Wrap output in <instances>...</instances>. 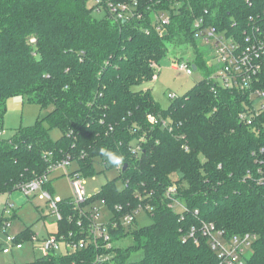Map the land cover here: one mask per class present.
<instances>
[{"label":"trees","instance_id":"16d2710c","mask_svg":"<svg viewBox=\"0 0 264 264\" xmlns=\"http://www.w3.org/2000/svg\"><path fill=\"white\" fill-rule=\"evenodd\" d=\"M138 2L143 18L123 21L113 19L107 9L95 18L87 0H0V131L10 98L52 106L33 125L0 137V194L46 179L50 165L62 160L76 164L74 171H66L68 179L95 175V162L104 170L120 166L118 177L86 203L104 201L109 209L119 206L123 212L149 206L151 221L139 227L134 220L129 228L110 230L115 264H218L210 237L203 235L204 224L214 226L211 234L220 241L256 236L244 264H264V185L259 184L264 176V112L253 125L239 120L246 95L212 87L207 66L212 55L193 29L195 19L202 18L205 26L233 32L264 11V0ZM147 4L152 8L146 9ZM157 11L170 19L162 36L151 26V13ZM166 43L190 46L192 63L203 78L184 95L169 98L162 109L148 89L134 87L152 80L153 64L165 55ZM51 128L61 131L59 139L50 137ZM101 149L121 163L110 162ZM171 186L176 191L168 197ZM42 188L51 194L48 179ZM172 199L184 209L170 208ZM59 208L58 235L75 229L68 221L70 199ZM24 232L32 231L27 227ZM128 237L131 246L117 244ZM138 251L141 257L132 260ZM96 253L88 248L26 264L89 263Z\"/></svg>","mask_w":264,"mask_h":264},{"label":"built area","instance_id":"2783aa9c","mask_svg":"<svg viewBox=\"0 0 264 264\" xmlns=\"http://www.w3.org/2000/svg\"><path fill=\"white\" fill-rule=\"evenodd\" d=\"M94 3L90 8L94 11L101 10L103 12L104 9H107L115 20L124 21L132 17L143 18V14L139 11L138 0H131L130 2L94 0ZM151 8L152 6L147 4L146 9ZM151 14L152 29L160 36L164 35L170 22L168 15L158 11ZM193 29L202 45L212 55L211 60L207 63V66L212 69L208 77L212 87L243 92L248 102L245 103V110L239 113V120L248 125H253L255 119L264 112V11L256 14L255 17H249L246 25L238 26L233 32L214 26H205L202 18L195 19ZM144 30L147 33L150 31L148 27ZM192 62L175 63L172 65V69L185 75H192L193 71L196 70V68L193 69L194 64ZM153 67L156 69L157 65L153 64ZM154 79H156L155 75ZM175 97L172 95L170 98ZM3 133L0 131V137L3 136ZM68 166V160H62L56 165H50L49 169L52 170L56 167L66 169ZM119 168L120 166L117 169ZM260 172L262 171L260 170ZM81 179L69 178L72 189V196L69 199L73 204V213L68 217V221L75 223V229L64 231L59 235L48 234L42 239H39L33 231L27 235L25 230L18 235L11 236L8 234L10 219L4 218L0 224V231L5 233V244L1 247L2 253L9 254L13 250H22L25 243L32 245L33 252H40L41 257L54 254L65 255L94 248L97 253L89 263L88 260L83 259L77 264H115L116 260L112 250L116 244L110 241V230L117 232L121 228H129L128 226L132 225L140 211L148 215L151 208L139 206L135 210L123 212L124 210L119 206H115L114 210L109 209L104 201L89 205L86 203L89 196L86 195L82 187ZM46 181L47 177L46 179L32 180L21 185L18 191L25 197L32 193H38L40 198L46 199L49 203L56 221L62 220L63 216L59 203L64 199L57 196L53 198L49 192L43 190L42 185ZM259 184L264 185V176L260 178ZM175 191L176 188L171 186L167 189L166 195L171 197ZM169 207L184 209L174 199H172ZM8 208L11 210V206ZM6 213L10 214V211L7 209ZM192 231L194 230L192 229ZM212 231H214L212 224L203 225V235L210 237L211 248L217 252L218 264H244V252L246 249H250L256 236L245 234L222 240L223 233L217 231L216 235L222 240L220 241L211 234Z\"/></svg>","mask_w":264,"mask_h":264},{"label":"rangeland","instance_id":"374dc122","mask_svg":"<svg viewBox=\"0 0 264 264\" xmlns=\"http://www.w3.org/2000/svg\"><path fill=\"white\" fill-rule=\"evenodd\" d=\"M94 4V0L87 1L88 7H92ZM92 14L95 18L99 19L104 15V12L95 10ZM166 48L165 55L157 64L156 79L153 76L151 81L134 87V90L148 89L152 97L159 102L162 109L168 107L170 103L169 98L172 95H184L196 82L203 78V73L200 70L193 71L192 75H185L172 69V65L175 63H191L193 61L194 55L190 46L166 43ZM6 106L7 111L2 128L4 132L2 137L6 139L12 135L14 129L19 128V126L33 125L37 118L41 119L52 110L51 105L41 108L38 105L26 103L21 97L8 99ZM49 135L53 140H57L61 137V131L58 128H51ZM75 169L76 164L72 162L66 169L56 167L47 175V179L52 187L51 195L53 198L57 196L61 199H67L72 196V189L66 176V171L72 172ZM95 170V175L81 179L82 187L87 196L97 193L107 181L113 180L119 175L117 168L104 170L100 162H95ZM116 185L119 189L123 187L121 181H117ZM10 206L11 210L8 208ZM7 209L10 211V214L6 213ZM175 211L180 212L181 208L176 207ZM14 213L16 217L11 218ZM2 217L7 220L10 219L8 234L11 236L18 235L26 230L27 227H30L31 231L37 234L39 239L56 231V219L49 207V203L46 199L40 198L38 193H32L26 197L20 191H15L11 194H0V218ZM150 221L149 216L143 211H140L136 215V224L139 227L149 225ZM4 244L5 233L0 231V248ZM117 244L129 247L132 241L128 237L119 241V243L117 242ZM250 255L251 250L246 249L244 258L247 259ZM39 257H41L40 252H33L32 245L28 243L24 244L22 250H13L9 254H3L0 249V264H26ZM140 257L141 251H138L133 252L130 258L138 260Z\"/></svg>","mask_w":264,"mask_h":264},{"label":"clouds","instance_id":"9594fccd","mask_svg":"<svg viewBox=\"0 0 264 264\" xmlns=\"http://www.w3.org/2000/svg\"><path fill=\"white\" fill-rule=\"evenodd\" d=\"M101 153L105 155L109 159L110 162L117 164V165L121 163V159L117 157L115 154L108 152L104 149H101Z\"/></svg>","mask_w":264,"mask_h":264},{"label":"water","instance_id":"95a60500","mask_svg":"<svg viewBox=\"0 0 264 264\" xmlns=\"http://www.w3.org/2000/svg\"><path fill=\"white\" fill-rule=\"evenodd\" d=\"M193 69L195 70V67L193 66Z\"/></svg>","mask_w":264,"mask_h":264}]
</instances>
